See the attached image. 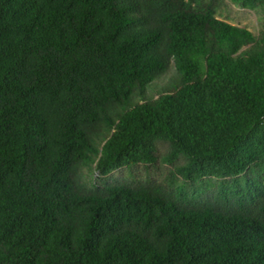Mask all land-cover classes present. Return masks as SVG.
I'll use <instances>...</instances> for the list:
<instances>
[{"label": "trees", "instance_id": "1", "mask_svg": "<svg viewBox=\"0 0 264 264\" xmlns=\"http://www.w3.org/2000/svg\"><path fill=\"white\" fill-rule=\"evenodd\" d=\"M263 119L264 0H0V264H264Z\"/></svg>", "mask_w": 264, "mask_h": 264}, {"label": "rangeland", "instance_id": "2", "mask_svg": "<svg viewBox=\"0 0 264 264\" xmlns=\"http://www.w3.org/2000/svg\"><path fill=\"white\" fill-rule=\"evenodd\" d=\"M228 15L233 23L245 25L253 31L257 30V16L255 13L234 6H229ZM116 175L118 176L120 174L117 173Z\"/></svg>", "mask_w": 264, "mask_h": 264}, {"label": "built area", "instance_id": "3", "mask_svg": "<svg viewBox=\"0 0 264 264\" xmlns=\"http://www.w3.org/2000/svg\"><path fill=\"white\" fill-rule=\"evenodd\" d=\"M263 123H264V119H263Z\"/></svg>", "mask_w": 264, "mask_h": 264}]
</instances>
